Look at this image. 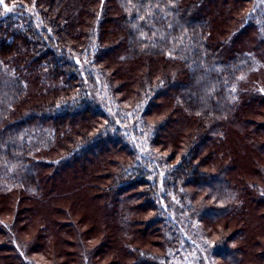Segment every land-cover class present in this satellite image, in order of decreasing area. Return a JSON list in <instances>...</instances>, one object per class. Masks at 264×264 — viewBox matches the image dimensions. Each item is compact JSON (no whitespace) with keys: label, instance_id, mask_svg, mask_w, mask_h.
<instances>
[{"label":"trees","instance_id":"1","mask_svg":"<svg viewBox=\"0 0 264 264\" xmlns=\"http://www.w3.org/2000/svg\"><path fill=\"white\" fill-rule=\"evenodd\" d=\"M5 4L12 11L0 6L1 204L9 197L18 212L23 196L40 199L59 170L96 157L105 178V225L116 235V221L127 237L115 254L129 264H175L183 246L199 253L191 248L198 239L185 227L186 215L206 235L239 215L243 202L264 206V180L238 187L229 179L238 154L225 146L237 128L264 154V115L245 117L249 108L264 109L263 28L254 17L247 21L253 0ZM111 105L119 115L109 112ZM170 123L175 129L167 133ZM146 145L166 156L152 148L144 153ZM257 169L262 175L264 164ZM10 230L0 220V247L12 264H33ZM76 231L81 262L98 256L105 241L89 247ZM219 231L210 264H241L236 235L231 241ZM138 234L156 249L137 246ZM31 249L41 247L33 242Z\"/></svg>","mask_w":264,"mask_h":264},{"label":"rangeland","instance_id":"2","mask_svg":"<svg viewBox=\"0 0 264 264\" xmlns=\"http://www.w3.org/2000/svg\"><path fill=\"white\" fill-rule=\"evenodd\" d=\"M250 17H254L252 18L253 21L250 20L251 22H255L263 28L262 35L264 36V0H253L247 21ZM258 80L261 87L260 92L264 94V77H259ZM103 95L101 99L105 101ZM164 104L162 111L168 108L167 103L164 102ZM115 107L119 106L111 105L112 109L109 110L110 113H114L113 116L119 115L117 112L115 113ZM248 110L249 113L245 117L250 119L259 120L264 115V109L257 112L253 108ZM162 111L154 116L158 118ZM174 129L175 125L170 123L166 128V132H172ZM167 133L162 134L166 136ZM247 137V135L239 132L237 128H233V132L225 144V146H232L238 154L237 160L233 161L234 170L228 176L238 187H242L250 181L264 180V173L259 176L255 174V172H258L257 162L264 164V154L259 152ZM256 141L261 142L262 138L258 136ZM143 148L144 153L152 148L158 156H166V153L156 149V146L150 148L146 145ZM205 154H207L206 151ZM89 158L92 162L79 161L59 170L58 174L47 183V192L40 199L32 201L23 196L19 203L18 212L15 203L13 204L9 197L2 199L3 203H0V220H2L6 229L8 226L10 227L11 237L18 251L31 263L91 264L93 260L96 264H129V257L120 254L117 257L115 254V251L122 248L123 243L127 241V237L117 230V227L120 226L116 221L114 222L116 217H113L115 218L113 219V230H115L116 235L113 234L115 236L111 233L108 225H105V222L109 220L106 217L108 210L105 208V192L103 190V180L105 178L99 172L102 166L97 164V158L91 156ZM254 158H256V161ZM201 169L215 172L212 165H203ZM82 184L84 186H81ZM242 204L245 205V208L239 215L221 219L217 223L219 225L211 229L212 233L209 234L206 231V235L199 233L200 230L196 227L195 221L192 222L191 219H187L188 215H186L183 223L188 230H194L192 237L198 239V242H195L196 244H191V248L197 245L196 248L200 252L196 253L194 250H191V252L184 251L187 246H183L180 250L181 254L173 258L175 264H210L212 258L211 247L217 240V231L219 230H224L227 236H230L231 241L234 239L233 236L236 235L235 240H233L234 245L243 251L241 264H264V256L261 251L264 247V206L256 205L249 200ZM67 210L71 216V221L66 220L69 217ZM111 215L114 216L115 214L112 213ZM168 215L170 216V214ZM142 216L144 217V215ZM43 222H46L47 226L46 231L41 233ZM77 227L84 233V239L82 240L84 245L91 247L99 244L100 241L102 243L105 241L99 249V255L94 256L92 260L85 257L83 263L81 262V246L78 238H76ZM143 228L144 226L140 222L137 229ZM215 229L216 234L214 233ZM70 234L76 237L71 240ZM208 234L210 237H207ZM0 239H3L2 234H0ZM133 241L137 246L156 249L141 234L135 235ZM33 242L40 245L41 249L38 252L31 249ZM186 253L187 255H185ZM0 264H12L11 256L4 250V247H0Z\"/></svg>","mask_w":264,"mask_h":264},{"label":"snow or ice","instance_id":"3","mask_svg":"<svg viewBox=\"0 0 264 264\" xmlns=\"http://www.w3.org/2000/svg\"><path fill=\"white\" fill-rule=\"evenodd\" d=\"M0 6H2L5 11H8V12L12 11V9L9 8L7 4H5V0H0Z\"/></svg>","mask_w":264,"mask_h":264}]
</instances>
